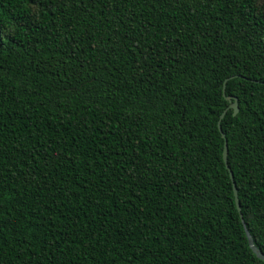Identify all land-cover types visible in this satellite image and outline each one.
Here are the masks:
<instances>
[{
    "label": "trees",
    "instance_id": "16d2710c",
    "mask_svg": "<svg viewBox=\"0 0 264 264\" xmlns=\"http://www.w3.org/2000/svg\"><path fill=\"white\" fill-rule=\"evenodd\" d=\"M244 229L264 0H0V264H262Z\"/></svg>",
    "mask_w": 264,
    "mask_h": 264
},
{
    "label": "water",
    "instance_id": "95a60500",
    "mask_svg": "<svg viewBox=\"0 0 264 264\" xmlns=\"http://www.w3.org/2000/svg\"><path fill=\"white\" fill-rule=\"evenodd\" d=\"M231 77V76H230ZM226 77L223 79L222 81V85H221V94L224 97V99L228 102L227 106L220 112V114L218 115V119H217V123H216V127L218 132L220 133V136L223 139V144H222V153H221V157H222V161L224 163L225 168L227 169L228 172V176L231 180V184H232V191H233V196H234V202H235V206L236 209L239 213V217L241 219V214H240V207L237 201V197H236V189L232 180V173L230 171V169L228 168L227 162H226V154H227V147H226V140L224 137V133L222 132L221 128H220V120L223 117L225 111L230 108L232 110V115H234L237 111V103H236V98L235 97H231L230 95H225L224 93V86H225V81L227 80ZM245 231V235H246V239H247V244L249 246V248L251 249V251L255 254V256L260 259L262 261V264H264V254H262L253 244L252 238L250 237L249 233L246 231V229H244Z\"/></svg>",
    "mask_w": 264,
    "mask_h": 264
},
{
    "label": "snow or ice",
    "instance_id": "6c2138e0",
    "mask_svg": "<svg viewBox=\"0 0 264 264\" xmlns=\"http://www.w3.org/2000/svg\"><path fill=\"white\" fill-rule=\"evenodd\" d=\"M33 2H35V0H33Z\"/></svg>",
    "mask_w": 264,
    "mask_h": 264
}]
</instances>
